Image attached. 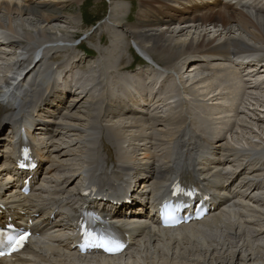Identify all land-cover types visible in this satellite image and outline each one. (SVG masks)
Wrapping results in <instances>:
<instances>
[{
	"label": "bare ground",
	"instance_id": "obj_1",
	"mask_svg": "<svg viewBox=\"0 0 264 264\" xmlns=\"http://www.w3.org/2000/svg\"><path fill=\"white\" fill-rule=\"evenodd\" d=\"M63 1L66 0H61V2ZM69 1L76 2L77 0H69ZM156 1L164 2L163 0H156ZM172 1L183 6L185 12H189L191 10L190 12L193 13L194 15L185 16L184 15L185 12L181 10V8H177L178 6L175 8V6H173L172 4L165 3L166 10L159 12L160 15L163 14L162 15L163 17L161 19L159 17L158 19L156 18L151 20L140 19L136 24L130 27L127 32L129 33L130 37H132L135 40L138 50L154 64L161 66L160 63H163L166 68H170L171 66L173 67L179 64L177 63L178 61L181 62L182 60L186 59L185 64L190 62L189 65H194V66L196 65L194 67V69H196L197 63L203 61L201 60L202 57L204 58L213 57L212 60H214L215 62H224L231 60L230 57L234 53H239V52L248 53L249 51H257V49L255 48V47L259 48L257 44L263 46L260 48L264 49V12L261 8L248 5L242 7H231L232 9L230 8L229 12H226L224 10H217V11L207 10L206 13L199 14L197 11L200 12L203 11L200 7L202 6L204 8V5H198L197 0H172ZM212 2H213L212 0H208L206 5L209 4L208 6H210V3ZM150 6L152 7V5ZM225 8L228 9L229 5H225ZM0 9L4 10V12L0 14V28L7 27L9 28L8 29L9 31L10 30L12 31V34L21 36L20 37L21 39L19 38V40H17L18 43H20L21 45L27 44L28 46L29 44L33 46L30 50L36 52L39 49V51L42 52L45 49L43 44L57 41L56 40L57 34L53 29L54 27L43 28L38 26V23L39 22L41 23V21H44V19L46 20V18L44 17L45 16L44 12L41 13L38 12L37 9L35 10L32 7V5L30 6L29 4L25 6V4H22L18 0H0ZM167 10H175L180 14L176 18L174 15H169V13L166 12ZM56 12H58V10L52 12L50 11V13H54V14H57ZM15 13H17L18 15ZM38 13L40 14V17L35 18L34 16H37L36 14ZM29 14L32 15L33 17H28ZM115 14L117 15L118 18L117 19L115 17V19H117L120 24L122 23V26L127 25V24H123L122 22V17H121L122 12L118 13V11H116ZM53 16H54L53 14H50L47 19L50 20L51 17ZM233 21H236L238 23L237 27L231 26L232 25L231 22ZM175 24L177 25L176 27L171 26ZM211 28L213 34L209 35L208 33L209 31H211ZM186 33H190L189 39L182 38V35H185ZM1 47L2 44L0 48ZM119 47L120 46L115 44V46L113 45L112 48L111 47L110 48L112 50H118ZM0 54L4 55L2 56L4 60L8 59L6 58L7 56H5L6 52H0ZM190 54H192V56L190 58H187ZM156 56L159 57L157 60L155 59ZM60 57H61L60 54L56 52L52 56V59H54L53 61H55L56 59H60ZM73 59L76 60L77 62L81 60V58H79L78 56L76 57V55L68 56L65 60H61V62L58 65V68H64V70H66L68 68L69 63ZM123 60L124 59L121 60V66L118 67L117 69L123 68L122 66ZM27 61L28 60L25 59L19 65L20 66L24 65L25 67H31L32 68L31 71L37 70V65L33 66L32 60L26 66L25 63ZM4 64L5 67L3 65L2 70L6 71V75H7L6 77H8L10 71H12L11 66L9 65L8 61L5 62ZM253 64L254 65L261 64V67L264 68V58L256 60V62H254ZM210 65L212 66L211 63ZM126 68L128 69L129 67L126 66ZM126 68L124 69L127 70ZM213 69L216 70L217 72L216 78L219 80L218 83L219 86L227 90V92L224 93L223 95L228 96L229 102L235 104L239 98L238 94L240 93L236 92L238 90V87L232 75V72L229 71L227 68H225V66H220V65L219 66L215 65ZM72 70L73 69L70 68L67 72ZM181 70L182 68L180 69V71ZM252 72H256V74L258 73L257 69L252 70ZM262 72H264V70ZM110 73L116 74L117 71L111 70ZM14 75H18V73H14ZM115 76L116 75H111L112 78ZM127 78L129 77L118 75V77L116 76L114 79H118L117 80L118 83L122 85L123 82H126L125 80L122 79L127 80ZM170 79H171L170 76H167L166 78L161 79L160 82H157L156 85H154V87L151 82L145 83L144 81V83L139 84L138 87L136 88V90H138L137 92L139 94V98H137L138 100L136 101L133 100L134 105L137 106L139 105L138 103L147 105L148 104L146 102L147 100L153 102L155 98L154 94H157L158 92H160L161 95H163L166 92L169 94L176 92L175 91L176 89L174 90L173 87L168 86ZM2 81H4V78L3 80L2 79L0 80V84L3 83ZM189 82H192L191 78L190 80L186 81V85H188ZM189 87L190 86L188 85L186 89H188V93L190 94V97L187 98V101L185 103L187 105V110L190 115V121L188 122L187 117L179 118L178 121H180L183 125L180 126L177 130H174L173 128V131H169L167 133L169 136V137L167 136L168 137L167 139L169 141L168 143L172 144L175 143L176 141H179L180 147L178 152L173 153L171 149L169 150L167 148H164V145L160 150L156 149L155 151L154 150L150 151L149 149H146L148 144L154 145L158 140L161 141L162 143H165L164 142L165 138H160L159 136L157 137L156 135H153V133L147 135L142 134L140 140H143V143L138 145L140 150L139 156L141 157L142 155V157L141 160H139L140 158L137 157L134 159L133 152H131L132 154H128V152L127 153L125 152L123 147L122 134L120 131H123L122 128H124V126L126 125L125 122L122 120L114 124L111 123L107 125L106 128H104L100 138L103 141V145L105 148L104 150L106 151L107 156L105 157V159L102 160L100 156H98L96 161L93 162L97 166L101 164L100 167L107 166V169L111 164H114L115 166L118 167L122 166L131 171L133 170V168H130V164L132 162L131 160L134 159V162L136 161L135 163L136 167L134 168L135 173L133 174L134 177H132V181L136 178L138 174L139 176H141V180H142L139 188L135 192V194L137 195H143V193H147L148 191L152 192V194L155 195L159 194L163 191V189L168 188V185L177 178L180 179L199 178L202 185L204 184V182L209 183L210 178H214L216 179L215 183L218 185L217 188L220 190L222 189L220 186L224 188L226 185L223 184L224 182H222V179L233 176L232 177L234 178L233 180L237 181L240 178V180H243L244 183L240 188L241 203L233 202V199L238 195L229 199H225L214 210L212 216H209L200 222L192 223L186 226H181L175 229H162L156 225L157 223L156 221H153L151 224L147 225L144 220H141V223L137 224L136 226H133V228L137 230H142L143 233L146 230L147 233L146 237L148 240L143 241L142 239L140 241L141 245L147 242L148 245L145 246L146 247L149 246V249L152 248L154 251L153 253L156 255H160L162 251L161 256L163 257V259L166 256V258L164 259L166 263L163 260L160 259L159 260L165 264H171L170 262L173 261V257L170 256V253H172L173 256L176 253L175 251H177V253L184 259H188L186 252L189 254L192 253V255L197 256L196 259L198 258L199 259L198 261H200L201 264L202 263L203 264H224V263L237 264L239 262H244L245 264H253V263L264 264V253L262 254L263 255L262 260L256 258L257 254L260 253L261 251L260 250L261 246L255 243L253 241V238L251 239L249 237L250 235L253 234L262 235L264 232V212H263L264 184L256 180L259 177L264 178V166L257 167L258 163L261 161L262 158L260 159L257 158L259 157V155H257L256 156L257 159L254 161L253 159L255 157L250 155L251 152H248L247 154H242L240 156H243V158L241 159L240 164L236 166L237 168L239 167L243 168L240 174L242 176L241 177L239 175H238L239 177L236 176L235 171L232 172L229 171V173H227L229 175L226 176L223 173V169H224L223 167L226 164L225 157L239 156L240 151L237 150V148L234 147L229 148L230 150H236L235 154L231 152H227L226 154L219 153L216 150L217 148L215 149L211 148L210 151H208L207 153L204 152V149L201 150L202 151L201 152L200 149H198L199 147L198 138L195 135L190 134L188 126H186L187 123L192 128V131L197 132L198 135H200L202 139H204L207 145L213 144L216 145V147L220 146L219 141L222 139L221 137L222 131L216 127V121H214V119H212L209 116L210 113L208 111V108L211 107L204 103L205 107L203 109L200 103L198 102L199 95L195 91H193L192 88ZM79 88H77V90ZM54 90H55V86L52 87L51 85H49L47 86L44 94L43 92L38 90H33V92L34 95L39 98V100H41L46 94L48 97L57 96L59 100H62L61 98L62 95H54ZM124 91L127 94H131L128 92V90L126 91L124 89ZM143 92L146 94V96L147 93H150L151 96L153 95L154 96L152 99L150 98L146 99L143 96ZM220 94L221 92L210 96L209 100H213L214 102V100L217 99V96ZM171 97H168L165 103L162 102V100H164L165 98L159 99L156 102L154 101L155 102L154 105L156 106L154 112H159L157 110L166 107V105H169L168 100L172 99ZM109 101H110L109 104L106 103V100L102 101L101 103L102 112L100 117H102V115L105 116L107 114V115H111V117L115 119L127 118L130 120L131 126L133 125L142 126L141 125L142 123H146V124L149 123L150 127L153 126L155 127L162 120L158 117L145 119L143 118L142 113H140L141 111L133 112V109L131 108L128 110L125 109V107L127 106L125 104L126 103L125 101L113 102L112 99H109ZM25 103H26V99H24V97L18 96L15 92L10 94V97H6L2 93H0V188L1 189L6 188L9 185L7 183V179H10V176H8L10 170L7 169V164L11 163L10 160H12L9 157L1 154V152L5 148L6 151L8 150L13 151L15 144L17 143L15 142V138L17 137L18 134L17 132L13 131L12 137L8 136V138H12L8 142L5 141V139L1 135L2 132L4 131L5 126L8 125L7 123H14V124L19 123L18 117L24 116L28 112L27 109L25 108ZM67 103L68 101L66 100L64 103L66 105V110L69 109L71 110V108L74 106L73 102L69 104V106H67ZM94 104L95 103L92 102L91 107H93ZM73 115L76 114H72L71 116ZM79 116H80V120L84 119L83 115L79 114L78 117ZM28 117L31 118V115L28 114ZM164 120L172 122L171 119L168 118ZM68 125L69 126L60 125L58 127L61 129H68L70 131L74 130L77 131L78 133L81 132V129L78 128L77 126H70V124ZM8 138L6 139L8 140ZM214 138L218 139L217 141L218 143L214 144L213 141ZM34 141L37 142L39 146L41 145L36 137H34ZM40 148L42 152L40 154L41 159L45 161L48 156L46 155L45 151H43V148L42 147ZM57 148L58 147H56V149ZM229 149L227 148L226 150ZM51 150L52 151L50 152V158H52L53 164L56 166L57 165L65 166L66 169L67 168L69 169L71 173L67 176L69 180H71L75 174H77L81 178V176H83L81 175V173L87 172V174H85L84 177H82V178H86L83 180L82 184H84L88 180L87 178L91 179L92 177H94L101 179L100 180L101 186L99 187V189L102 191V193L110 192V190L116 186V182L119 185L123 184L124 176L122 173L119 174L114 173L113 176H101L95 174V172L93 173V170H90L89 173V171L87 170H82L76 167L69 168L68 165L71 163L66 162L64 158L63 159L65 160V162H61L62 155L59 153L57 154V150L56 151H54L53 149ZM199 151L201 152V155L197 157ZM263 152L264 151H262L260 154H262ZM143 157L146 159H142ZM238 160L240 161V159ZM245 160H246L245 163L246 166H243L244 163H242V161ZM124 161H126L127 164L126 163H124V165L120 164L121 162ZM190 161L191 164L188 165L187 163ZM252 164L253 165L255 164L254 167H252ZM90 166L91 165H88L89 169ZM248 166H251L252 171L250 172V174H247L246 172H242L243 170H246ZM54 177L57 178L58 183L62 181V177L58 173L55 174ZM36 180L37 179H34V182ZM73 183L74 182L72 180L71 183H69V185ZM69 185L66 186V189ZM7 188H6V193H10L12 189L7 190ZM42 188L43 190H48L45 189V186H42ZM67 190L69 191V188ZM60 191L54 192V194H57ZM227 192H228L227 190L226 191L224 190L223 193L225 194ZM250 195L252 196L251 198ZM15 196H19V194H16ZM216 199H219V196H217ZM24 201L26 204V208H25L26 214L31 216V214L37 215L38 213H40L39 209L33 204V202L30 201V204H28L27 199H24ZM45 213H46L45 214L46 218L43 220V224L45 225L47 223L48 225L49 221L52 220V216L54 215V213L52 208H50ZM255 214L257 215L255 216ZM129 216L130 218L131 217L136 218L138 214L137 212L131 211ZM41 220L42 219L40 215L37 221H41ZM201 223H205V226L208 225L209 229L211 230L214 229V231L215 230L218 232L221 231V233H226L230 235L233 241L224 238L220 240L219 243L217 244L213 243L212 240L215 239L214 237L216 236L212 237V235H210V237H207L209 233L207 234V232H204V230L199 227V224ZM154 226L157 228H152ZM227 228L229 229L228 231L225 230ZM47 232L48 229L45 230V233ZM237 239H240L241 241L243 240L241 245L238 244L240 240ZM46 246L47 247L45 248L48 251H53L55 249L51 244H46ZM180 249L181 250L183 249V252H181ZM55 251L57 253V256L53 258L50 257L47 258V256H44V254L38 253V255H36L38 257L32 258V261L26 259H22V260L17 259L15 262H8V263L2 262L1 264H47L45 262H48L49 264H140L141 262H146V258L143 257V255H145L144 254L145 252L134 253V255H132L133 253L131 252L126 255L124 254L122 256L109 257V258H104L100 256H96L94 258H84V257L81 258L74 253L66 254L62 250H59V248H57V250ZM127 255H131V256L126 261ZM177 255L175 254L174 258ZM192 255L189 256L192 258L193 257ZM237 255L239 256L237 257ZM153 259L156 260L155 258ZM185 261L186 260H184V262ZM174 262L175 261H173L172 264H174Z\"/></svg>",
	"mask_w": 264,
	"mask_h": 264
},
{
	"label": "rangeland",
	"instance_id": "obj_2",
	"mask_svg": "<svg viewBox=\"0 0 264 264\" xmlns=\"http://www.w3.org/2000/svg\"><path fill=\"white\" fill-rule=\"evenodd\" d=\"M19 2H21L22 4H25V6H27L29 4H30V6L32 5V7L35 10L37 9V11L40 13L44 12V15H45L44 17L46 18V20L44 19V21H41V23L39 22L38 26L43 27V28L44 27L45 28L54 27L53 29L57 34L56 40L65 43L64 46H59L62 49L65 48L63 50H60V51H63V52H59L60 54L67 55V54L73 52V53H76V54L80 55L81 57H83V60L87 61V66H83L82 71H81V73H82L81 82L83 83V85H82L83 89L81 91H88V93L85 97L83 95H85L86 92L80 93L81 91H78L77 94H71L68 97L67 101L69 103L73 102L75 105L71 108V111H70V113L68 112V114H71V115L76 114V115H73L74 116L73 117V116L67 114V116H65L62 119L63 123L70 124V126H77L78 128L81 129V132H79L80 133L79 134L77 131H74V130L69 131V132L65 131L67 134L63 135L62 139L56 140L58 142L56 147H58L57 148L58 149L57 154L59 153L62 155L61 162H65V160H66V162L71 163L68 165L69 168L70 167H77V168L81 169V168L87 167L85 170H88V165H89L88 162L90 160L96 161L98 156H100V158L102 160V159H105V157L107 156V155H105L104 152H102V151H105L104 150L105 148H104L103 141L101 138L99 141L100 132L102 133L104 128H106L107 125H109L111 123L114 124L116 122L123 120L125 122V125H128L130 122L127 118H116V119L114 118V119L110 120L111 122H109V124H106V123H108V121H105L104 119L102 122L100 120H98V119L102 118V117H100L102 109H101L100 105L98 104L97 100H99V97L103 98L102 93L105 91V89H104V91L102 92V85H100V82H99L100 77L98 76L100 74L101 60L106 61L105 64H107V65L105 66V64H104V72L109 76V78L111 77V75H116L118 77V75L121 73V71L125 70L124 68H126V66L128 64H131L132 67H134L138 72L142 71V72L146 73L148 75V77H151V80H153V81H155L157 78L159 79L161 76L160 74L162 72H160L155 66H152L151 64L150 65L146 64V62L142 58H140L139 55L135 52L132 44H134L135 47L137 48L136 42L132 37H130L129 33H127L128 29L130 27H132L134 24H136L139 21V19H146L149 16H151V14H152V12L150 11L151 8L148 4L145 3V0H112V1L86 0V3H84V4H83L84 0H77L76 2L75 1H69V0H66L63 2H61V0H19ZM154 2H157V1L156 0L155 1L154 0L149 1V4L152 3V4H150V5H152V8L154 6V4H153ZM157 6H161V3L159 2L157 4ZM162 8L164 10H161V11L166 10L165 6H162ZM56 10H58V12H56L57 14L50 13V11L52 12V11H56ZM116 11H118V13H119V11H123V13L121 15L122 22H123V24H127L124 27L119 26L120 23H118V20L115 19ZM3 12H4V10L0 9V14H2ZM49 13L54 15L53 17H51L50 20L47 19L48 16L50 15ZM15 14H17V13H15ZM36 15L37 16H34L35 18L40 17L39 13ZM28 17H33V16L29 14ZM158 17L159 16H156L153 18L149 17L146 20H151V19H156V18L158 19ZM113 19L117 20V21H114ZM7 23H8V21H7ZM231 23H232V25H231L232 27H237L238 23L236 21H233ZM176 24L171 25V26L176 27L177 26ZM116 25H118V27ZM5 28H7V27H3V31L5 33H9V35H11L12 31L11 30L9 31L8 30L9 28H7V29H5ZM126 30H127V32H126ZM103 31L108 32L109 34H106V33L102 34ZM189 34L190 33H186L185 35H182V38L183 39H189L190 38ZM208 34L209 35L213 34L212 28ZM12 35L14 36V42L13 43L18 42L17 40H19V38L21 36L14 35V34H12ZM102 35H105V38H107V39L104 38L102 41V38L104 37V36L102 37ZM130 38H132V39H130ZM78 40H82L83 44L81 46H79L80 48H77V47L75 48L74 44ZM51 43H55V42H50L49 44H51ZM67 43H69V44H67ZM16 44L17 45H13L10 47L6 46V47L0 48V49L6 48L5 50L7 52H6L5 56H7L6 58H8L5 60L2 59L3 62L0 65V80L1 79L3 80V78L6 77L3 74V71H4V70H2L3 65L5 67L4 63L7 61L10 62V60L13 59V57H14L13 53H15L16 50H23V51L29 50L30 51V49L33 47L32 45H29V44H28V46H27V44L26 45H24V44L21 45L20 43H16ZM45 44H47V43H45ZM45 44H43V46ZM105 44H107V45H105ZM115 44H117L118 46L123 45L125 47L124 54L126 56V63H125V61L122 63L123 68H121V69H117L118 67L121 66V60H120V62H117V61H119V59H120V58H118V54L122 55V52H119V49L118 50H112L111 49L113 45L115 46ZM257 46H259V48L263 47V46L258 45V44H257ZM24 47H26L27 49ZM50 49H52V48H50ZM84 50L87 51V54L88 53L89 54L88 55H86V53L84 54ZM137 50H138V48H137ZM261 50L264 52V49H261ZM33 52L34 51H32V53ZM111 53H112V56L110 55ZM49 56H50V53L49 54L47 53V57H49ZM133 56H135L134 62H133ZM47 57L44 60V62H46V63H47ZM158 58L159 57H157V56L155 57L156 60ZM114 63H116V64H114ZM177 63H179V64H177L173 67L171 66L170 67L171 69L168 70L169 76L170 75L172 76V79H170L168 86L170 87V84H171L173 87L176 88V90H175L176 92H173L170 94L166 92L163 95L159 94V95H157L155 102L159 98L167 99L168 97H171V96L175 99H173V98L169 99L168 101L171 103H169V105H166V107H163V108H160L159 110H157L159 112L151 111V113H150V116H156V117H159L160 119H162V118L165 119L166 116H169V118L172 120V122L163 121L162 124H159L156 127L153 126L152 129L147 128V127H149L148 124L143 125L144 129H141L139 127L140 125H136V126L133 125L134 126L133 127V126H131V124H129L130 125L129 127L124 126V128H122L123 131H120L122 134L123 146L125 145V147L129 148V150L131 152H133L134 159L137 157V158H140L139 160H141V157H142V155H141V157L139 156L140 150L138 147V145L143 143V140H140L142 137V134H140L141 132H143L142 130H144L143 134L153 133V135H156L157 137L159 135L160 137L165 138V141H164L165 143L159 142L161 144L160 148H162L163 145H164V147H167V145H168L169 149L170 148L174 149V144L168 143L169 141L167 138L169 136L167 133L169 131H173V128H174V130H177L180 126H182V123L180 121H178V118L181 115L190 119L189 118L190 115H189L187 107H186L187 105L185 103L187 101V98L190 97V94L188 93V89H186L188 87V85L190 86L189 88H192L193 91H195L199 95L198 102L200 103V105L203 109L205 107L204 103L206 102V98H205L206 94L211 93V96H212V95H215V94L221 92V94L217 96V99H215L217 101L214 100V102L217 103V105H216L217 108L213 111V113L211 115L212 117L217 116L214 113H218L220 111V109H221L220 105L221 106L226 105L224 95H223L224 89L215 88V86H217V87H221V86H219V84H218L219 83L218 79L216 82V79H215L216 74L214 72L213 67H210L208 69L203 67V68H197L195 70H191L187 67L190 62L185 64L186 61L184 62L182 60L181 62L178 61ZM125 64H127V65H125ZM139 64L142 66L141 69L136 68ZM160 64L162 66H164L163 63H160ZM201 64H205V63H201ZM219 65H221V64H219ZM223 65L225 66V64H223ZM83 68H85V71L83 70ZM181 68L184 71L182 73L183 78H185V80L188 78H191V81H192V82H189V84L186 86H185V82H181L182 81V77H181L182 74L180 75L178 72V71H180ZM111 70L117 71V73L111 74L110 73ZM4 72H6V71H4ZM127 73L131 74V75H135V74L130 73V72H126V74ZM115 77H113V79ZM239 77L241 78L240 74H239ZM262 77H264V72H260L258 74V76H253L252 78H253V81L257 83L259 80L264 79ZM240 78H238V79H240ZM116 80H118V79H116ZM188 80H190V79H188ZM256 83L251 84V87H249V85H248V87H244L246 90L245 97H247V98L245 99V102H243V104L241 105V110H243V111L238 116L236 115L235 117H233L231 119L226 118V122L227 121H229V122L233 121V126H231V128H230L231 130L229 129L230 130L229 132L224 131L222 134L223 138H225V139H223L219 143L223 149H227V148L229 149L230 147H234V148H237L239 151H241V153H244V152H248V151L253 150V149L264 148V91L258 87L254 88V86H258ZM112 87H115L116 90L118 89V87L115 84H113ZM109 90H111V88L108 89L107 92ZM203 100H205V101H203ZM92 102L95 103L93 107H91ZM162 102H165V101L162 100ZM212 102H213V100H212ZM212 102H209V103L212 104ZM211 108L214 109V107H211ZM211 108H208V111H210ZM99 109H101V112ZM98 110H99V114H97L96 116L93 117V115L95 113H97ZM152 110H153V108H152ZM79 114L83 115L84 119L80 120V116L78 117ZM101 124H104V125H101ZM216 127L217 128L220 127L219 123H216ZM222 127L225 128V124H222ZM78 135H79V137H78ZM130 143H132V144H130ZM128 144H129V146H127ZM135 144H137V145H135ZM148 145L150 147L151 146L154 147V145H151V144H148ZM155 145L157 146V144H155ZM170 145H171V147H170ZM176 146H178V144ZM223 149L222 150L220 149L219 152H223V153L232 152L233 154L236 153V152H234V150L229 149L230 150L229 151V150H223ZM70 151H72V152H70ZM101 152H102V154H101ZM250 152H252V151H250ZM55 154H56V152H55ZM238 158L239 157L237 156L236 158L234 157L231 159V162H229L227 164L228 170H234L235 169L237 162H233V159L237 160ZM134 159H132L131 161H133ZM142 159H146V158L143 157ZM91 161H90V164L93 163L91 166L95 165L94 162H91ZM57 169L61 170V174L63 176L65 174H68L66 172H70L68 168L66 169L65 167H63V166L60 167L59 165H57ZM256 215L257 214H255V216ZM199 227L202 228L204 230V232H207V234L209 233V235H207V237H210V235H212V237L216 236V237H214L215 239L212 240V242L215 244L219 243V241L224 239V238H227L230 241L231 240L233 241V239L230 235H228L226 233H221V231H219V232L216 230L214 231V229L211 230V229H209L208 225L205 226V223L199 224ZM225 230L228 231L229 229L227 228ZM209 231H211V232H209ZM251 234H252V232H251ZM253 235H255V234H253ZM253 235H250L249 237L251 239L253 238V241L261 246V249H260L261 251H260V253L257 254L256 258H259L262 260L263 259L262 254L264 253V232L262 235H255V236H253ZM144 240L146 241L148 239L146 238ZM237 240H240V239H237ZM242 242H243V240L242 241L240 240L238 242V244L241 245ZM156 244H158V243H156ZM145 245H147V242L143 243L139 248L137 246L135 249V253L145 252L144 253L145 255H143V257L146 258V262H141L140 264H165L166 263L164 260L166 258V256L164 257V259L161 256L162 251H161L160 255H156L153 253L154 251L152 248L149 249V246L146 247ZM173 251H175V250H173ZM175 252H176L175 254L177 255L178 254L177 251H175ZM181 252H183V249L181 250ZM154 255H156V256H154ZM174 255L172 256V253H170V256L173 257V261H175L174 264H181V262H182V264H185V263L186 264H189V263L190 264H201V262L198 261L199 259L198 258L196 259L197 256L192 255V253L189 254L186 252L188 259L182 258L179 254H178L179 257L177 255L174 258ZM189 255H192L193 257L191 258ZM238 256L239 255H237V257ZM159 257H161V258H159ZM128 258H129V256L126 257V261L128 260ZM153 258H155L156 260H154ZM177 258L180 259L181 261L178 260ZM159 259L163 260L165 263H163ZM184 260H186V261L184 262ZM172 262H170V263L172 264ZM224 264H229V263H224ZM237 264H245V263L239 262Z\"/></svg>",
	"mask_w": 264,
	"mask_h": 264
},
{
	"label": "snow or ice",
	"instance_id": "obj_3",
	"mask_svg": "<svg viewBox=\"0 0 264 264\" xmlns=\"http://www.w3.org/2000/svg\"><path fill=\"white\" fill-rule=\"evenodd\" d=\"M27 239H28V237L26 235H21V236L16 237V238H9V244L11 246V250L12 251H18L19 248L23 247V244L26 242ZM93 239L98 241L97 246L105 247V250H109V251L112 250V248L108 242L100 241L99 238H97V237H94ZM5 254H7V253L0 252V256H3Z\"/></svg>",
	"mask_w": 264,
	"mask_h": 264
}]
</instances>
